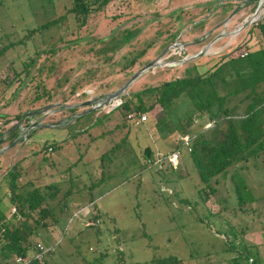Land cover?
I'll list each match as a JSON object with an SVG mask.
<instances>
[{"label":"rangeland","instance_id":"rangeland-1","mask_svg":"<svg viewBox=\"0 0 264 264\" xmlns=\"http://www.w3.org/2000/svg\"><path fill=\"white\" fill-rule=\"evenodd\" d=\"M71 4L72 0H0V49L15 42L0 54V131L13 124L67 120L34 126L26 140L0 153V209L11 206L3 195L6 187L1 175L12 161L24 158L26 171L20 183L26 188L39 185L43 189L50 182L58 185L48 199L58 219L53 223L47 217L48 225L38 227L34 237L49 247L43 255L49 264H86L100 253L106 254L103 264H109L117 248L125 251L126 264H153L152 258L165 255L183 258L182 264H229L245 244L264 264L262 158L231 167L243 175L248 196L253 197L240 206L229 176L208 180L215 187L208 192L182 145L178 163L173 165L164 157L161 165L146 160L142 167L145 146L155 157L179 143L174 125L164 127L162 133L158 128L156 122L164 115L159 104L146 111V119L139 124L127 122L122 106L107 103L84 113L90 105L81 104L88 98L103 99L169 45L162 59L178 60L224 33L207 53L190 59L207 66L221 54L237 55L242 46L258 47L262 37L253 23L264 17V3L253 14L258 0H111L90 12L84 23L66 12ZM64 13L58 22L25 36L27 28ZM252 16L254 21L232 33ZM125 28L134 32L129 40L115 50H101L106 44L102 39ZM131 57L135 60L128 63ZM31 58L35 62L27 72L21 71L23 61ZM190 60L145 70L121 101L135 90L181 75ZM42 64L46 66L39 71ZM17 71L21 72L15 78ZM190 102L177 99L171 115L174 121L192 108ZM25 111L18 121L15 115ZM205 120V116L197 117L192 127ZM49 141L60 146L40 150ZM11 143L0 140V148ZM69 186L73 189L69 200L73 199L63 211L59 206ZM202 187L208 193L204 200ZM97 213L99 221L90 218ZM227 241L234 242L237 250L226 249Z\"/></svg>","mask_w":264,"mask_h":264},{"label":"trees","instance_id":"trees-1","mask_svg":"<svg viewBox=\"0 0 264 264\" xmlns=\"http://www.w3.org/2000/svg\"><path fill=\"white\" fill-rule=\"evenodd\" d=\"M110 1L72 0L66 12L73 13L80 23H84L90 12L102 8ZM65 15L66 13L27 28L28 33H25V36L58 22ZM198 22H202V19L195 21L194 25ZM253 25L258 27L262 43L258 47L248 49L246 55L237 54L228 57L226 54H221L218 61L211 66H207L206 62H199V59L190 60L181 75L164 80L157 85L135 90L115 106H122V114L126 116L129 111L146 112L159 104L164 111V115L156 122L161 133L164 127L174 125L178 134L187 132L193 135L188 153L196 164L201 179L206 182L205 186L209 187L208 192L215 191V187L207 183L208 180L214 177L217 181L218 176L223 178L229 176L240 206L246 199L253 197L248 196L250 190L243 175L235 168L231 170V167L251 158H262L264 163V17ZM133 34L131 29L125 28L118 35L102 39L101 41L106 40V44L101 47V50H115ZM14 44V41L6 43L0 49V54ZM142 52L139 51L137 54ZM35 60L31 58L23 61L21 71L27 72L28 67ZM134 60L135 57H131L127 62L133 63ZM45 66L46 64H42L39 71ZM21 71H17L14 77L17 78ZM71 91H75L74 85ZM37 93L38 91L35 95ZM48 97L51 95L49 94ZM181 98L190 100L192 108L189 107L184 117L174 121L171 115L175 112L177 99ZM26 113L27 111L16 114L15 117L19 121ZM204 116L208 119L204 121L208 122V125L202 122L201 125L192 127L197 117L204 118ZM15 125L0 131L2 141L11 142L15 138L18 132V129L13 128ZM48 146L56 150L60 144L56 141L45 142L40 146V150L45 152ZM179 146L176 144L175 147L179 148ZM143 155L142 167H146L147 158H153L152 149L145 146ZM22 159L24 158L12 161L1 175L6 187L3 195L7 196L11 206L8 209H0V264H14L11 260L13 255H27L31 249H36L38 242L34 239L36 229L48 225L47 217H50L53 223L58 219L54 206H51L48 200L55 195L58 185L56 182L45 184L49 192L39 185L26 188L20 183V177L26 171ZM204 187L200 190L203 200L208 195L207 191L203 190ZM72 193L71 186L64 191V203L59 206L63 211L72 201L73 198L69 200ZM88 200L94 205L93 198L89 197ZM12 206L15 207L13 212L10 210ZM7 212L10 213L7 214ZM90 218L99 221L100 215L97 213ZM97 227L98 223L95 228ZM226 249L237 250L236 245L231 241H227ZM239 249L238 254L229 259V264H262L252 255L247 244ZM115 252L113 262L109 264H126L125 251L117 248ZM105 255L100 253L97 258L89 260L86 264H93V262L103 264ZM183 260L173 255H165L160 258L154 257L150 261L153 264L157 261L158 264H182ZM28 264L49 263L44 258L38 260L32 257Z\"/></svg>","mask_w":264,"mask_h":264},{"label":"water","instance_id":"water-1","mask_svg":"<svg viewBox=\"0 0 264 264\" xmlns=\"http://www.w3.org/2000/svg\"><path fill=\"white\" fill-rule=\"evenodd\" d=\"M264 3V0H258V4H257V7L254 11L253 14H256L257 10L260 8L261 4ZM255 20V17L252 16L250 17L249 19L245 20V22L239 26V28L235 29L232 31L233 32H238L240 29H242L244 26H246L247 24L251 23L252 21ZM224 35V33H220V34H217L215 35L211 40H209L206 44H204L201 49L194 53V54H191V55H186V56H183L181 58H179L178 60H164L162 59V56L164 55V53L169 49V46L165 47L159 54V56L157 58H154L150 61H148L147 63H145L143 66H141L139 69H137L136 71H134L132 73V75L121 85L119 86L117 89H115L114 91L108 93L103 99H100V101L98 102V98H88L87 100L81 102V104L83 105H90V108L88 110H85V112H88L90 110H94L96 107L98 106H105L107 103H112L113 100L115 99H118V100H121V95L126 91V89L129 87V85L135 81V79L141 75L145 70L149 69V68H155L157 66H161V65H177V64H180V63H183L187 60H190V59H195L205 53L208 52L210 46L212 45V43L214 41H216V39L220 38V36ZM115 107V106H113ZM63 123V120L61 121H58V122H47V123H40L38 121L34 122L33 124L35 126H40V125H45V126H51V125H60ZM33 124H29V123H26L24 124L23 126L21 125H15L13 128L15 129H24V131L28 130L30 127L34 126ZM2 136L0 137V140H2ZM28 137L27 135L24 136L23 133L19 132L17 134V136H15V138L12 140V143L8 146H4V147H1L0 148V153L3 152L5 149H7L8 147H10L12 144H15L17 141L23 139V140H26Z\"/></svg>","mask_w":264,"mask_h":264},{"label":"built area","instance_id":"built-area-1","mask_svg":"<svg viewBox=\"0 0 264 264\" xmlns=\"http://www.w3.org/2000/svg\"><path fill=\"white\" fill-rule=\"evenodd\" d=\"M248 51H249L248 48H246L245 46H242L238 54L246 55ZM120 102L121 100L115 99L112 101L110 107L117 106ZM146 116L147 115L145 112L129 111L126 114V120L127 122L139 124L146 119ZM177 137L179 141V143L177 144L182 145L183 147L186 148L187 151H189L191 149V141H192L193 135L186 132V133H179ZM48 149L52 150V147L48 146ZM164 157L174 165L178 163V160L180 159V151L178 148L173 147V149L167 152L166 154L161 153L160 155H155V157L153 158H148L147 161L161 165ZM11 211L12 212L15 211L14 206L12 207ZM48 250H49V247L47 245L38 241L36 243V249H34L32 253H28L27 255H13L11 257V260L14 264H28L30 261V258L32 257L35 259L41 260L43 258L44 252Z\"/></svg>","mask_w":264,"mask_h":264},{"label":"flooded vegetation","instance_id":"flooded-vegetation-1","mask_svg":"<svg viewBox=\"0 0 264 264\" xmlns=\"http://www.w3.org/2000/svg\"><path fill=\"white\" fill-rule=\"evenodd\" d=\"M100 101V99H98V102ZM30 120V119H29ZM27 121V120H26ZM63 123L62 124H65V123H67V120L65 121V119H63ZM34 123V121H32V122H29V124H33ZM26 124V123H25ZM24 125V124H23ZM34 125V124H33ZM35 126V125H34ZM34 126H32V127H30L28 130H26V131H24L23 129L21 130L20 128L18 129V132H17V134L19 133V132H21V133H23L24 134V136H26L27 135V137L30 135V133L33 131V129H34ZM25 129V128H24ZM17 136V135H16Z\"/></svg>","mask_w":264,"mask_h":264}]
</instances>
